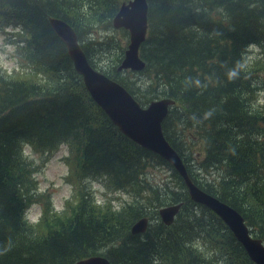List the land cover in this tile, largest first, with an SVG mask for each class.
Returning <instances> with one entry per match:
<instances>
[{"label": "trees", "instance_id": "trees-1", "mask_svg": "<svg viewBox=\"0 0 264 264\" xmlns=\"http://www.w3.org/2000/svg\"><path fill=\"white\" fill-rule=\"evenodd\" d=\"M123 2L0 0V32L17 29L10 35L20 68L8 76L0 69V264H74L96 255L109 264H252L224 224L189 200L169 165L123 137L95 106L46 20L72 27L89 65L139 106L174 101L161 131L190 180L240 214L264 243V101L257 99L264 93V0H146L145 66L116 73L127 33L113 30L111 19ZM249 47L258 50L252 64ZM100 54L112 56L107 70L95 64ZM60 146L68 149L64 179L76 204L49 218L44 207L28 224L25 210L43 198L22 149L43 164ZM190 147L199 159L185 153ZM156 167L170 173L173 188L150 184L147 170ZM91 182L130 201L118 210L99 206ZM174 204L181 207L165 227L157 210ZM144 217L146 231L131 235Z\"/></svg>", "mask_w": 264, "mask_h": 264}, {"label": "water", "instance_id": "water-1", "mask_svg": "<svg viewBox=\"0 0 264 264\" xmlns=\"http://www.w3.org/2000/svg\"><path fill=\"white\" fill-rule=\"evenodd\" d=\"M46 21L52 33L63 45L72 69L80 77L90 99L117 131L138 147L168 164L181 179L189 200L213 213L224 224L252 264H264V244L261 240L251 236L240 214L199 189L190 180L180 157L165 140L161 124L174 101L161 98L140 107L122 86L89 65L72 27L58 18L49 17ZM111 27L113 30L122 29L127 32V45L115 72L142 71L144 62L139 58L138 51L145 40L147 30L146 0H128L121 3L111 19ZM180 207V204L160 207L157 210L160 223L165 227L170 226ZM147 223L145 217L138 219L131 225L130 234H143L147 229ZM74 264L109 262L105 257L96 255L78 260Z\"/></svg>", "mask_w": 264, "mask_h": 264}, {"label": "rangeland", "instance_id": "rangeland-1", "mask_svg": "<svg viewBox=\"0 0 264 264\" xmlns=\"http://www.w3.org/2000/svg\"><path fill=\"white\" fill-rule=\"evenodd\" d=\"M16 32L17 29L9 27L4 29V33L0 32V69L7 76L13 73L16 74L20 70L17 59L18 54L14 45L15 40H13L10 35V33ZM114 36L117 39L119 37L118 33L114 34ZM98 37H103V34L99 33ZM257 53L258 50L256 47H249L247 49L246 61L249 62L248 64L253 63V59L256 58ZM107 56L110 58L112 57L108 54H100L98 57H95V64L101 68L100 70L108 69L111 60L107 59ZM142 80L143 78L139 77L137 82L142 84ZM142 89L143 88H140V90ZM257 99L263 102L264 93H259L257 95ZM143 107H145V105H143ZM196 151L197 147H190L185 153L193 152V158H198L194 155ZM22 154L24 156L27 155L28 159L33 160V163L36 166V172L34 173V181L36 184L35 191L36 195L43 198L40 202L33 203L26 209L24 215L25 221L32 225L37 223L44 207L48 209L50 214L48 215V218L53 213L58 216H61V213L64 211H66V213H70L71 208H73L76 204V198L73 197V195H75L74 188L67 184L64 179L67 173V167L64 160L68 155V149L65 146H60L55 153H52L47 160H44L43 164L40 162L41 158L37 155L31 154L30 150L26 147L22 149ZM147 171L151 172L152 178L150 176H146L151 185L161 186L163 184H167L169 188H173L174 183L170 177V173L163 167H156ZM207 179L208 177L204 172L202 180L206 181ZM87 187L93 194L94 201L99 206L104 205V202H106L112 209L118 210L124 203L130 201L121 193L107 192V190H105L99 182L88 183ZM66 203H70L68 205L69 207H66Z\"/></svg>", "mask_w": 264, "mask_h": 264}]
</instances>
